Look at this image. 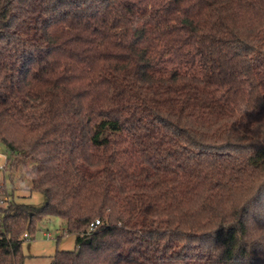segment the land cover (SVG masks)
Instances as JSON below:
<instances>
[{
	"label": "trees",
	"instance_id": "16d2710c",
	"mask_svg": "<svg viewBox=\"0 0 264 264\" xmlns=\"http://www.w3.org/2000/svg\"><path fill=\"white\" fill-rule=\"evenodd\" d=\"M0 143V264H264V0H0Z\"/></svg>",
	"mask_w": 264,
	"mask_h": 264
},
{
	"label": "rangeland",
	"instance_id": "374dc122",
	"mask_svg": "<svg viewBox=\"0 0 264 264\" xmlns=\"http://www.w3.org/2000/svg\"><path fill=\"white\" fill-rule=\"evenodd\" d=\"M174 61L168 59L165 66L170 68ZM6 147L0 143V178L5 183L9 193L14 191V199L34 206L46 203V196L39 191L31 190V175L28 170L32 163H26L23 158H16L15 165L10 168L15 157L8 162ZM13 190V191H12ZM76 234L66 231V222L59 216L45 217L37 226L33 238L22 243L25 256L23 264H51L54 256L61 250L76 248Z\"/></svg>",
	"mask_w": 264,
	"mask_h": 264
},
{
	"label": "built area",
	"instance_id": "2783aa9c",
	"mask_svg": "<svg viewBox=\"0 0 264 264\" xmlns=\"http://www.w3.org/2000/svg\"><path fill=\"white\" fill-rule=\"evenodd\" d=\"M99 223V221H97V224ZM92 227H94V225L92 224Z\"/></svg>",
	"mask_w": 264,
	"mask_h": 264
}]
</instances>
